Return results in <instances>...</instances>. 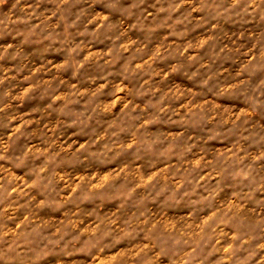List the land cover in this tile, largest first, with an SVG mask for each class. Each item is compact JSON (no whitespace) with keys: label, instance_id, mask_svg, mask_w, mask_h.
I'll use <instances>...</instances> for the list:
<instances>
[{"label":"clouds","instance_id":"clouds-1","mask_svg":"<svg viewBox=\"0 0 264 264\" xmlns=\"http://www.w3.org/2000/svg\"><path fill=\"white\" fill-rule=\"evenodd\" d=\"M181 3L192 18L184 44L149 48L113 33L103 51L91 41L115 0L109 6L48 0L21 9L31 26L3 52L19 40L43 46L44 54L0 77L16 80L12 99L43 90L50 103L82 110L39 125L41 139L20 157L40 161L30 171L13 172L6 153L32 121L21 119L8 133L0 151L8 163L0 164L3 264H48L66 240L83 242L78 255L86 264H264V176L256 171L264 151L248 149L253 167L243 150L264 138L249 122L264 91L247 87V69L264 67V0ZM11 12L0 31L10 33L9 25L21 19ZM227 17L243 19L242 30L222 35ZM229 54L232 72L223 62ZM89 60L114 68L124 60V71L139 77L150 103L134 101L126 79L110 80L107 73L91 90L79 87L77 76ZM185 69L194 83L174 79ZM97 110L107 113L108 123L89 132ZM162 120L168 122L162 134L150 138ZM229 129L238 131V140L225 142L222 132ZM145 148L153 153L147 167L137 158ZM90 157L98 163L89 165Z\"/></svg>","mask_w":264,"mask_h":264},{"label":"rangeland","instance_id":"rangeland-1","mask_svg":"<svg viewBox=\"0 0 264 264\" xmlns=\"http://www.w3.org/2000/svg\"><path fill=\"white\" fill-rule=\"evenodd\" d=\"M27 4L47 6L48 0H7V3L0 7V27L7 22L10 9H12L13 19L21 17L15 24L9 25L10 33L0 31V77L10 74L14 68L21 69L25 63L39 61L44 54L43 46H34L31 43L20 44L19 40L13 41L12 49L6 53L3 52V45H6L17 32H27L30 28L28 18L21 11ZM112 4L113 0H101V6ZM177 5H181L179 11ZM185 6L186 4H182L181 0H115V6L109 7L111 13L109 20L105 22V27L101 31L93 35L91 42L94 46L99 45L103 51L111 46L108 37L113 33H119L123 38L133 41L137 45L143 44L150 48L152 45L158 44L170 45L175 48L185 43L184 38L189 34L191 27L192 18L188 12L184 11ZM243 24V19L239 17H227L222 24L221 34L229 35L228 29L240 32ZM223 62L232 65L228 72H232L236 67L231 54L225 56ZM125 63L124 60H121L114 68L111 64H105L102 61H86L84 68L79 71L77 76L78 85L86 90H91L93 83L107 73L110 80L126 79L128 94L134 101H139L141 104L150 103L148 96L138 83L139 77L134 73L124 71ZM190 78L191 71L189 69L178 72L174 77L182 83H194V78ZM247 78L249 90L260 85L261 91H264V67H249ZM15 84L16 80L0 79V151L8 143V133L14 123H20L21 119L32 121L31 126L25 125L22 134H17L6 153L12 171L19 174V170L30 171L40 163V161L20 158L23 157L24 151L30 143L41 139L39 125L45 121L50 124L56 123L63 120L69 113L79 112L82 109L79 104L50 103L48 93L43 90H37L20 99L13 100L12 97L16 95L13 90ZM231 99H243V97L234 96ZM106 115V112L97 110L91 118V125L87 131L101 130L108 123L105 119ZM14 117L15 121H13ZM249 122L251 124L250 131L258 132L261 137H264V103L253 108ZM165 123L168 122L162 120L155 131H150V138L159 137ZM222 138L225 142L238 140L239 133L236 129H229L222 132ZM249 148L264 151V138L260 139L258 144H249L243 149L246 153V160L256 167L253 153L248 151ZM152 155V151L145 148L137 154V158L143 159L144 166L147 167L151 163ZM94 162L98 163L90 157L89 165ZM72 163L75 167L79 166V162ZM0 164L8 167V163L3 161H0ZM256 171L264 176V166L256 168ZM226 179L230 180L231 177H226ZM81 211L82 214H87V210L82 209ZM82 246L83 242L66 240L59 248L52 251L48 258V264H86V256L78 255V250ZM0 264L3 262L0 261Z\"/></svg>","mask_w":264,"mask_h":264}]
</instances>
